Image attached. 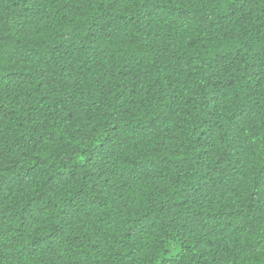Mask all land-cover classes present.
Segmentation results:
<instances>
[{
    "label": "trees",
    "instance_id": "trees-1",
    "mask_svg": "<svg viewBox=\"0 0 264 264\" xmlns=\"http://www.w3.org/2000/svg\"><path fill=\"white\" fill-rule=\"evenodd\" d=\"M0 264H264V0H0Z\"/></svg>",
    "mask_w": 264,
    "mask_h": 264
}]
</instances>
